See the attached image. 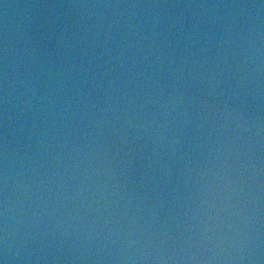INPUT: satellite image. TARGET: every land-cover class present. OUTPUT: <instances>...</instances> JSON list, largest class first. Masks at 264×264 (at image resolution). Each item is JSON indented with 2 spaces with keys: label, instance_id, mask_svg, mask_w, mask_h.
I'll use <instances>...</instances> for the list:
<instances>
[{
  "label": "water",
  "instance_id": "1",
  "mask_svg": "<svg viewBox=\"0 0 264 264\" xmlns=\"http://www.w3.org/2000/svg\"><path fill=\"white\" fill-rule=\"evenodd\" d=\"M3 264H264V0H0Z\"/></svg>",
  "mask_w": 264,
  "mask_h": 264
},
{
  "label": "clouds",
  "instance_id": "2",
  "mask_svg": "<svg viewBox=\"0 0 264 264\" xmlns=\"http://www.w3.org/2000/svg\"><path fill=\"white\" fill-rule=\"evenodd\" d=\"M0 264H3V262H2V261H0Z\"/></svg>",
  "mask_w": 264,
  "mask_h": 264
}]
</instances>
